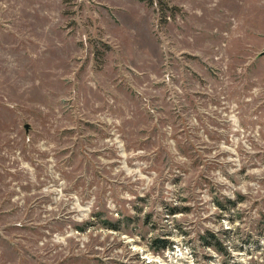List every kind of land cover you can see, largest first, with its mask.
<instances>
[{"label":"rangeland","instance_id":"1","mask_svg":"<svg viewBox=\"0 0 264 264\" xmlns=\"http://www.w3.org/2000/svg\"><path fill=\"white\" fill-rule=\"evenodd\" d=\"M263 50L264 0H0V264H264Z\"/></svg>","mask_w":264,"mask_h":264},{"label":"water","instance_id":"2","mask_svg":"<svg viewBox=\"0 0 264 264\" xmlns=\"http://www.w3.org/2000/svg\"><path fill=\"white\" fill-rule=\"evenodd\" d=\"M260 56H264V50L260 53ZM28 127V125H26Z\"/></svg>","mask_w":264,"mask_h":264}]
</instances>
